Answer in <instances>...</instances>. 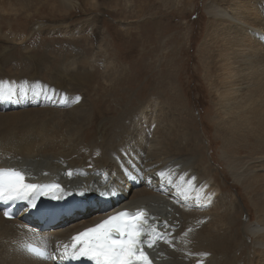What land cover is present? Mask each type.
<instances>
[{"label":"bare ground","instance_id":"6f19581e","mask_svg":"<svg viewBox=\"0 0 264 264\" xmlns=\"http://www.w3.org/2000/svg\"><path fill=\"white\" fill-rule=\"evenodd\" d=\"M27 1L0 0V12L20 15L33 2L51 0H32L29 5ZM52 1L68 10L74 7L73 0ZM205 11L202 63L211 74L216 95L214 134L234 180L253 197L249 203L255 218L243 217L236 198L220 196L221 185L206 168L196 165L195 154L164 152L166 139L173 145L177 139H188L187 120L174 118L175 132L168 134L167 123L161 128L159 119L152 130L154 122L149 117H118L99 123L102 135L94 138V131L88 129L93 128L97 111L104 110L87 98L92 59L85 42L91 23L85 30H81L84 24L71 31L62 26L60 36L79 38L66 40L69 49L80 55L74 56L76 61L67 59L72 53L67 46L59 60L66 59L68 69L56 71L53 61L44 73L50 69L64 73L71 86L64 89L55 77L50 81L34 76L16 79L0 73V101L15 99L9 109L0 110V129L8 131L11 124L19 123L22 130L0 139V166L19 168L36 185H59L52 196L57 201L82 198L91 203L99 194H110L117 201L106 211L76 213L47 232H38L34 229L38 225L22 216L32 196L23 200L24 208L15 219H4L0 210V264H56L28 254L26 246L38 243L52 257L61 255L74 236L120 210L148 214L149 226L159 237L152 247L144 246L153 264H264V0H207ZM209 53L212 72L206 62ZM81 56L90 59L84 57L80 69L74 70ZM74 84L82 86V92L77 93ZM240 150L253 155L234 158ZM147 175L153 177L152 183L146 182Z\"/></svg>","mask_w":264,"mask_h":264},{"label":"rangeland","instance_id":"374dc122","mask_svg":"<svg viewBox=\"0 0 264 264\" xmlns=\"http://www.w3.org/2000/svg\"><path fill=\"white\" fill-rule=\"evenodd\" d=\"M32 2L28 0L27 4ZM49 2H33L34 6L20 15L0 12L8 14L4 18L0 15V73L16 79L34 76L50 81L55 77L66 89L71 86L66 75L56 71L57 68L67 70L68 66L66 59L61 62L59 57L70 47L66 38L75 41L79 38L60 36L59 32L62 26H68L71 31L78 24H84L81 30H85L91 23L88 43L85 42L92 59L88 65L91 81L87 98L104 111L96 110L98 118L88 132L94 131L93 137H100L99 123L131 115L149 117L154 122L152 130L158 126L159 119L161 128L167 123L166 132L171 134L175 132L174 118L187 120L190 125L184 134L188 139L176 138L177 145L166 139L164 152L195 154L196 165L206 168L221 185L220 196L236 198L243 217L253 220L256 214L249 203L253 197L234 180L228 160L221 154V141L214 134L213 97L216 95L211 74L203 67L207 0H73L74 7L69 10L58 1ZM68 51H72L71 55ZM68 51L67 59L76 61L74 56L80 52ZM84 57L87 56L78 59V65L74 63V70L80 69ZM210 57L209 53L206 62L208 71L212 72L208 67ZM53 61L56 71L50 69L44 73L47 64ZM73 86L77 93L82 92V86ZM135 121L133 117L132 124ZM18 125L11 124L8 131L0 129V139H5L10 131L15 135L20 133ZM238 153L233 157L253 155L246 150Z\"/></svg>","mask_w":264,"mask_h":264},{"label":"snow or ice","instance_id":"6c2138e0","mask_svg":"<svg viewBox=\"0 0 264 264\" xmlns=\"http://www.w3.org/2000/svg\"><path fill=\"white\" fill-rule=\"evenodd\" d=\"M58 188L59 185L29 184L19 171L0 170V200L5 202L26 200L29 196L34 198L38 192L44 194L45 189ZM5 216H8L7 212ZM147 216L143 210L122 211L87 228L72 238L71 258L84 257L94 264H152L144 246L152 247L159 237L155 229L148 225ZM145 236L149 239L145 240ZM68 247L65 246V256L68 255Z\"/></svg>","mask_w":264,"mask_h":264}]
</instances>
